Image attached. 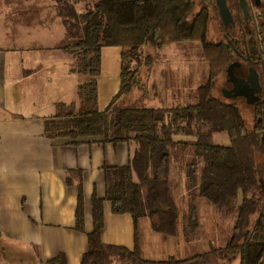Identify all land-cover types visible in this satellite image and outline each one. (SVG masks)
Returning a JSON list of instances; mask_svg holds the SVG:
<instances>
[{"label": "trees", "instance_id": "obj_1", "mask_svg": "<svg viewBox=\"0 0 264 264\" xmlns=\"http://www.w3.org/2000/svg\"><path fill=\"white\" fill-rule=\"evenodd\" d=\"M78 1L55 0V6L68 33L77 38L63 46L73 55V70L88 74L91 79L79 86L80 109L74 104H62L56 115L46 119L45 134L75 144L85 138L137 143L135 157L129 165L106 169V198L111 201L114 213L132 215L136 226L135 247L103 242V199L95 196L94 228L88 235L89 250L82 264H112L114 257L122 264H210L217 258L229 263L239 260L238 264H264V100L252 106L257 119L249 128L234 103L212 96L215 79L227 70L236 54H243L245 62L256 60L255 63L263 64L262 58H258L262 54L260 47L253 44L249 34L246 37L242 32L234 42L206 43L210 78L196 91V103L166 108L120 106L118 98L134 88L145 89L142 67L150 73L155 64L152 54L142 61V48L205 41L210 13L204 8L194 12L193 0H85L82 12L77 9ZM106 45L122 47L121 82L119 92L101 110L97 106V77L101 72L102 48ZM222 130L228 131L231 145L213 142V133ZM178 134L196 136L195 154L203 161L200 172L197 160L186 167L191 203L189 211L182 216L170 179L171 148L179 143L174 138ZM182 143L186 148L187 143ZM79 187L77 227L83 230L82 182ZM197 197L208 199L225 216L237 215L226 246L184 259L145 258L138 233L141 219L149 218L153 230L166 238L183 233L189 239L199 225L194 203ZM257 212V217L252 219ZM46 264H67V260L60 254Z\"/></svg>", "mask_w": 264, "mask_h": 264}, {"label": "crops", "instance_id": "obj_2", "mask_svg": "<svg viewBox=\"0 0 264 264\" xmlns=\"http://www.w3.org/2000/svg\"><path fill=\"white\" fill-rule=\"evenodd\" d=\"M41 5L26 10L17 0H0V264H46L60 254L67 264H82L95 196L103 199V242L135 247L132 215L114 213L106 198V169L129 165L137 143L85 138L75 144L45 134L46 119L62 104L80 109L78 89L87 78L63 49L66 30L53 35L50 11ZM80 182L83 230L77 227ZM143 219L142 254L152 252L143 247Z\"/></svg>", "mask_w": 264, "mask_h": 264}, {"label": "rangeland", "instance_id": "obj_3", "mask_svg": "<svg viewBox=\"0 0 264 264\" xmlns=\"http://www.w3.org/2000/svg\"><path fill=\"white\" fill-rule=\"evenodd\" d=\"M13 1V0H12ZM24 9L40 7L47 13L51 14V33L57 35L59 32H65V40L75 42L77 38L72 37L66 28L63 18L58 14L55 0H17ZM195 2L194 12L201 8L199 0ZM210 21L209 31L205 41H184L174 43L163 48L154 49L151 47H143L141 59L144 62L146 56L152 54L156 61L150 73L146 67H142L141 74L145 89L134 88L129 94L118 98L120 106H149V107H172L176 105H185L188 103H196L195 93L199 87L205 85L210 78L209 61L205 58L206 43H217L226 39V33L220 23L218 10L210 5ZM85 8V0H79L77 3L78 11L82 12ZM37 9L34 11L37 13ZM34 12V13H35ZM57 16V18H53ZM237 31V30H236ZM233 34V33H232ZM239 37V36H238ZM54 39H50V44H54ZM65 41V43H64ZM69 53V52H68ZM121 53L122 47L118 45H106L102 48L101 72L98 80V108L104 109L113 97L119 92L121 82ZM71 54V53H69ZM72 55V54H71ZM73 56V55H72ZM252 67L250 63L243 62L238 71V75L249 77ZM83 78L91 79L88 74H82ZM84 81H82L83 83ZM212 96L219 98L223 102L234 103L243 120L249 128H252L256 122V114L253 107L248 103L246 96H238L235 94L228 97L225 90L230 86L227 82L226 70L223 71L214 82ZM79 102L80 96L77 95ZM171 120L170 115L166 121ZM175 140L179 143L171 148L170 159V179L171 187L177 205L180 209L181 216L189 211L190 197L186 187V167L189 163L197 160L199 164V172L201 171L203 161L196 156L194 143L196 136L194 134H178ZM212 140L214 143L229 146L231 138L226 130L216 131L213 133ZM182 141L187 143V147H183ZM241 199V197H240ZM197 205V213L199 225L194 233H191L189 239L185 237H173L166 241L161 235L151 230L149 220L144 218L141 224V234L143 236V247L152 252H144L146 258L164 260L170 256L178 259H184L199 253L206 252L213 247H223L229 242L236 223V214L225 216L221 213L208 199L205 197H197L194 201ZM258 212L252 215L255 219ZM181 236V235H180ZM183 236V235H182ZM239 260L229 263L222 258L213 259L210 264H238ZM112 264H122L114 257Z\"/></svg>", "mask_w": 264, "mask_h": 264}, {"label": "flooded vegetation", "instance_id": "obj_4", "mask_svg": "<svg viewBox=\"0 0 264 264\" xmlns=\"http://www.w3.org/2000/svg\"><path fill=\"white\" fill-rule=\"evenodd\" d=\"M199 2L201 8L207 9L209 13L211 8L210 5H213L214 9L218 10L220 23L223 28L222 31H224L227 36L225 40H221L217 43H223L225 41L234 42L239 39L238 36L240 32H242L246 37L249 34L251 40L254 42L253 44L260 47V52L262 51L261 56L258 58H262L263 64L255 63L256 60H253L254 63H250V66L255 68L254 73H250L249 75L252 79V83L249 82L248 75H238L241 64L233 68V73L235 77L244 79L246 86L239 80L233 81V76L226 70L227 82L230 86L227 87L225 93L229 97L237 91L249 92L251 90L255 91L256 89L255 93L260 97L257 102L264 100V0H199ZM222 10L224 14H222ZM243 57V54H236L233 63L245 62ZM248 57L249 55L247 53V58ZM249 61H251L250 57ZM258 61H261V59ZM257 89H259V91H257ZM257 102L251 104V106H254Z\"/></svg>", "mask_w": 264, "mask_h": 264}, {"label": "water", "instance_id": "obj_5", "mask_svg": "<svg viewBox=\"0 0 264 264\" xmlns=\"http://www.w3.org/2000/svg\"><path fill=\"white\" fill-rule=\"evenodd\" d=\"M225 6V5H224ZM226 7V6H225ZM222 14H224V12H223V10H222ZM240 64L241 63H239V62H232L230 65H229V67L227 68V70L229 71V73H230V75H232L233 76V81H241L244 85H245V81H244V79H239L238 77H235V75H234V73H233V68L235 67V66H240ZM254 71H255V68H252V70H251V73L253 74L254 73ZM248 80H249V82H251L252 83V79L250 78V76H249V78H248ZM246 86V85H245ZM255 91H256V89H255ZM255 91L254 90H251V91H249V92H246V91H244V92H242V91H237L236 92V95H240V96H246L247 97V99H248V103H250V104H253V103H255V102H257V101H259V99H260V97L255 93ZM257 91H259V89H257ZM234 96V95H233Z\"/></svg>", "mask_w": 264, "mask_h": 264}]
</instances>
